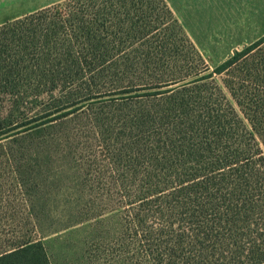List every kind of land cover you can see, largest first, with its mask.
Instances as JSON below:
<instances>
[{
  "label": "trees",
  "instance_id": "1",
  "mask_svg": "<svg viewBox=\"0 0 264 264\" xmlns=\"http://www.w3.org/2000/svg\"><path fill=\"white\" fill-rule=\"evenodd\" d=\"M211 64L164 0H66L0 26V84L19 103L64 90L97 99L23 131L40 153L82 162L83 197L182 210L190 235L146 249L151 264H264L263 239L236 235L264 197L251 193L264 186V36ZM0 247V264H51L39 239Z\"/></svg>",
  "mask_w": 264,
  "mask_h": 264
},
{
  "label": "rangeland",
  "instance_id": "2",
  "mask_svg": "<svg viewBox=\"0 0 264 264\" xmlns=\"http://www.w3.org/2000/svg\"><path fill=\"white\" fill-rule=\"evenodd\" d=\"M218 65L211 64V69ZM3 77L0 72V83ZM19 96L20 89L0 84V240L39 239L51 264H151L146 249L177 233L190 235L181 209L140 207L118 191L101 200L83 197L82 162H73L65 152L40 153L39 140L29 136L31 131L23 132L48 119L43 118L46 114L72 110V103L82 108L77 113L96 108L94 94L55 91L21 103ZM231 193L230 189L222 194ZM251 193L264 194V186L257 185ZM257 198L261 215L239 226L236 235L247 236L243 242L259 237L264 244V197ZM87 212L97 215L87 217ZM80 218L90 219L77 222ZM248 229L255 233L251 236ZM213 242L206 243L210 250Z\"/></svg>",
  "mask_w": 264,
  "mask_h": 264
},
{
  "label": "crops",
  "instance_id": "3",
  "mask_svg": "<svg viewBox=\"0 0 264 264\" xmlns=\"http://www.w3.org/2000/svg\"><path fill=\"white\" fill-rule=\"evenodd\" d=\"M66 0H0V26ZM195 48L221 64L264 36V0H164Z\"/></svg>",
  "mask_w": 264,
  "mask_h": 264
}]
</instances>
